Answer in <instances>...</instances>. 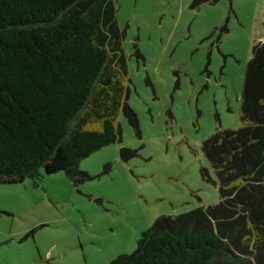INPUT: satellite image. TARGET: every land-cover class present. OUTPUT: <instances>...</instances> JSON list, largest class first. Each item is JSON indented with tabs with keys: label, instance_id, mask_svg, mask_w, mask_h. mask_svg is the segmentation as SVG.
<instances>
[{
	"label": "rangeland",
	"instance_id": "374dc122",
	"mask_svg": "<svg viewBox=\"0 0 264 264\" xmlns=\"http://www.w3.org/2000/svg\"><path fill=\"white\" fill-rule=\"evenodd\" d=\"M113 1L140 137L119 114L120 143L78 162L93 179L74 184L39 170L0 184V264H106L131 252L157 217L219 200L200 146L217 126L240 127L245 67L264 41V0ZM120 147L137 155L122 162Z\"/></svg>",
	"mask_w": 264,
	"mask_h": 264
},
{
	"label": "trees",
	"instance_id": "16d2710c",
	"mask_svg": "<svg viewBox=\"0 0 264 264\" xmlns=\"http://www.w3.org/2000/svg\"><path fill=\"white\" fill-rule=\"evenodd\" d=\"M121 40L113 0H0V184L39 170L93 179L78 162L120 143L119 114L140 137ZM239 122L201 142L218 202L157 217L106 264H264V41L245 67ZM136 152L120 147L118 158ZM201 176L214 183L207 170Z\"/></svg>",
	"mask_w": 264,
	"mask_h": 264
},
{
	"label": "flooded vegetation",
	"instance_id": "af4514ba",
	"mask_svg": "<svg viewBox=\"0 0 264 264\" xmlns=\"http://www.w3.org/2000/svg\"><path fill=\"white\" fill-rule=\"evenodd\" d=\"M83 261H84V258H83Z\"/></svg>",
	"mask_w": 264,
	"mask_h": 264
}]
</instances>
